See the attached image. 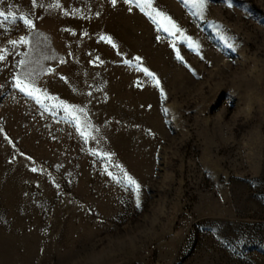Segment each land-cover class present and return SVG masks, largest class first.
<instances>
[{"label": "rangeland", "instance_id": "obj_1", "mask_svg": "<svg viewBox=\"0 0 264 264\" xmlns=\"http://www.w3.org/2000/svg\"><path fill=\"white\" fill-rule=\"evenodd\" d=\"M0 10V264H264V0Z\"/></svg>", "mask_w": 264, "mask_h": 264}, {"label": "snow or ice", "instance_id": "obj_2", "mask_svg": "<svg viewBox=\"0 0 264 264\" xmlns=\"http://www.w3.org/2000/svg\"><path fill=\"white\" fill-rule=\"evenodd\" d=\"M33 5H35L36 0H32ZM129 3H132L133 0H128ZM138 6H140V0H136ZM185 3H191L194 7H198V8H203L205 0H184ZM113 3H115V0H113ZM144 3L151 8V0H144ZM55 7H60L59 3L57 2V4L55 5ZM67 14V13H65ZM11 16L12 20L15 21L16 17L14 14L12 13H8L5 14L4 11L0 10V24H3V22L8 21L9 17ZM158 18V19H157ZM20 19L23 21V23L29 27L32 28L33 24L31 19L21 16ZM154 22L161 24V26H164V23L166 22L168 25L171 26V28L175 29V24L172 23V21L164 16L162 13L160 12H156L155 13V17H153ZM165 31H168L169 29L167 27L164 28ZM101 39H106L105 37H101ZM109 43H111V41H108ZM13 44V46L17 45V41H12L11 42ZM20 43H28L27 40H24L23 38L21 39ZM189 47L195 48L197 47L195 44H193V42L191 40L188 41ZM113 47H115V45L113 44ZM179 59V56L177 57ZM4 56L0 55V60H3ZM145 73L149 76H152L153 74L148 72L147 69H144ZM153 79H155V77H153ZM157 85L159 84V81H156ZM16 87L19 88V90L23 93H25L26 95H28L29 97H33L37 100L38 103H42V96L44 98H48L51 99L50 97H47L46 94H41L40 90L35 88L34 86H31L27 83H25L24 81L20 80L19 78L17 79V83H16ZM59 107L63 108L65 112L69 113L70 115H74V110L72 108H70L68 105L61 103L59 105ZM79 111H83V109H79ZM75 118V117H74ZM78 119V118H76ZM77 127L79 129V125L77 124ZM81 135H84L83 132H81ZM33 171H36V169H32ZM125 179L127 181V183L129 185H134L136 187L137 192L139 191V185H136V182L130 178L127 177V174H125ZM137 207H139V201H137Z\"/></svg>", "mask_w": 264, "mask_h": 264}]
</instances>
